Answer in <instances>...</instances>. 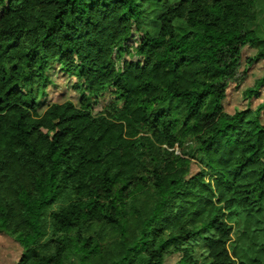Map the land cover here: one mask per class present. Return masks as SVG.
Returning <instances> with one entry per match:
<instances>
[{
    "label": "trees",
    "instance_id": "trees-1",
    "mask_svg": "<svg viewBox=\"0 0 264 264\" xmlns=\"http://www.w3.org/2000/svg\"><path fill=\"white\" fill-rule=\"evenodd\" d=\"M260 2L0 0V233L19 264H264V99L223 104L243 49L264 59ZM57 64L81 98L42 110Z\"/></svg>",
    "mask_w": 264,
    "mask_h": 264
},
{
    "label": "rangeland",
    "instance_id": "rangeland-1",
    "mask_svg": "<svg viewBox=\"0 0 264 264\" xmlns=\"http://www.w3.org/2000/svg\"><path fill=\"white\" fill-rule=\"evenodd\" d=\"M254 28L264 37V0L260 2V17L257 23H255ZM256 53V49L250 46H246L243 49L241 70L248 68V71L243 80L231 82L227 89V95L223 104L225 110L229 113H234L245 108L255 109L264 99V87L261 91L262 95L258 98H246L243 95L246 88L252 87L257 79L264 76V59L258 60L252 65L247 63L248 58L255 56ZM51 74L53 83L48 85L44 93V107L42 110L53 102H64L68 99L79 103L81 95L75 87L77 78L62 71L60 64H57L51 70ZM261 119L264 123V110ZM198 170V164L193 163L192 173H196ZM197 249L198 256L205 251V248L202 246H198ZM23 252V247L12 235L0 233V264H19ZM179 257L180 255L178 254L169 256L167 259L168 264H174Z\"/></svg>",
    "mask_w": 264,
    "mask_h": 264
}]
</instances>
